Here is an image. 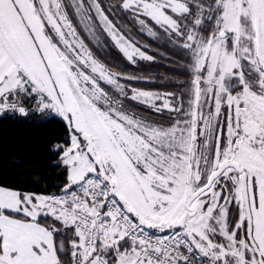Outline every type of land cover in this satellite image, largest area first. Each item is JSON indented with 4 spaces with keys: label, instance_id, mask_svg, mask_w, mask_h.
I'll use <instances>...</instances> for the list:
<instances>
[{
    "label": "snow or ice",
    "instance_id": "obj_1",
    "mask_svg": "<svg viewBox=\"0 0 264 264\" xmlns=\"http://www.w3.org/2000/svg\"><path fill=\"white\" fill-rule=\"evenodd\" d=\"M72 7L98 46L93 10L131 63L152 59L98 0ZM120 7L142 31L156 36L150 21L185 50L187 109L183 96L179 107L168 99L175 93L129 97L62 0H0V117L59 122L66 135L53 150L67 172L60 196L0 186V264H67L62 228L72 229L71 264H189L183 249L207 264H264V0ZM124 98L177 115L147 121Z\"/></svg>",
    "mask_w": 264,
    "mask_h": 264
},
{
    "label": "trees",
    "instance_id": "obj_2",
    "mask_svg": "<svg viewBox=\"0 0 264 264\" xmlns=\"http://www.w3.org/2000/svg\"><path fill=\"white\" fill-rule=\"evenodd\" d=\"M62 2L69 19L93 54L109 68L121 73L123 77H135L120 79L129 97L132 89L160 93H186L189 97L188 92L185 91V88L190 87L191 80V74L185 63L189 58L185 50L178 44H173L172 39L159 27L152 25L155 28V37L134 32L142 44L138 47L152 59L135 58L136 62L131 63L119 49L108 43L107 38L100 40L99 46L89 39L75 15L72 1L62 0ZM98 2L116 28L121 26L131 28L134 14L120 7L121 0H98ZM203 2L208 3V0ZM85 3L87 4V0ZM91 16L96 25V31L100 35L105 34L96 19L94 10ZM124 104L134 111L142 112V114L145 112L130 98H124ZM65 135V129L59 122L43 120L39 114H32L29 117L6 114L0 117V186H6L21 193L44 196L63 192L67 184V172L60 163V157L53 150V146L63 141ZM233 215L234 213L230 211V220ZM235 215L238 216V213ZM64 232L68 235L64 236ZM58 238L65 240L68 248L65 259L67 264H71V245L68 241L74 238L72 229L62 228Z\"/></svg>",
    "mask_w": 264,
    "mask_h": 264
},
{
    "label": "rangeland",
    "instance_id": "obj_3",
    "mask_svg": "<svg viewBox=\"0 0 264 264\" xmlns=\"http://www.w3.org/2000/svg\"><path fill=\"white\" fill-rule=\"evenodd\" d=\"M72 1V0H71ZM192 11H193V14H195V12H196V8H195V6L193 5L192 6ZM177 19H180L179 17H177ZM132 26H130L131 28H129V27H127V26H121V27H119V28H117V29H119L120 30V32H122L125 36H126V38H128L135 46L137 45V47H138V45H140V46H142V44L140 43V41L136 38V36H135V33L134 32H136V33H141V34H145V35H147V36H150L148 33H147V31L146 30H144V31H142L141 30V25L139 24V22H138V19L137 18H132ZM185 21H183V20H181V24L183 25V23H184ZM187 23L188 24H192V18L191 17H189L188 18V20H187ZM149 24H150V26L152 27V25H154L152 22H150L149 21ZM156 26V25H155ZM157 28L159 27V26H156ZM135 30V31H133V29ZM155 28H153V30H154ZM162 31H164L163 29H161ZM155 31V30H154ZM165 32V31H164ZM98 33V32H97ZM166 33V35H168V33L167 32H165ZM98 35H99V37H100V40H105V38H107L108 39V43H110L113 47L115 46L113 43H112V41L110 40V38L107 36V34L105 33V34H102L101 33V35L98 33ZM169 36V35H168ZM173 36H174V34H173ZM150 37H153V36H150ZM126 58V57H125ZM136 58H139V57H136ZM140 59V58H139ZM138 59V60H139ZM142 60H144V59H142ZM112 71H114L112 68H110ZM120 79H123V76H121V78ZM106 87V86H105ZM140 91H144V90H140ZM147 92H151V93H153V94H163V93H160V92H154V91H147ZM167 93H169V92H167ZM171 93V92H170ZM130 94V96H131V94H132V90H131V92L129 93ZM181 96H183L184 97V100H183V105H184V108L185 109H187L188 107H189V105H188V99H189V97H188V95L186 94V93H177L176 95H175V97H168V99L170 100V101H172L177 107H179L180 106V103H181V101H180V99H179V97H181ZM134 103H136V105H138V106H140L141 108H143L144 110H145V112L142 114V112L140 113V112H138V111H134V110H132V109H129L127 106H125L126 108H128V110L130 111V112H134L137 116H142L145 120H147V121H154V122H156V123H158V124H164V125H167V124H169V123H171L172 121H173V118L177 115V113H171V112H169L167 109H162L161 110V112H156V111H154L153 110V108H151L150 106H148V105H146V104H144V103H140L139 101H137V100H132ZM24 102H25V104H28V105H30L31 103H32V101H29L27 98H25V100H24ZM155 103L157 104V105H160V104H162V101L161 100H157V101H155ZM205 112H207V108H205ZM10 115V114H9ZM16 116H19V115H16ZM19 117H21V116H19ZM181 118H183V117H181ZM225 131H226V129H225ZM234 206V205H233ZM235 207V206H234ZM230 219V218H229Z\"/></svg>",
    "mask_w": 264,
    "mask_h": 264
},
{
    "label": "built area",
    "instance_id": "obj_4",
    "mask_svg": "<svg viewBox=\"0 0 264 264\" xmlns=\"http://www.w3.org/2000/svg\"><path fill=\"white\" fill-rule=\"evenodd\" d=\"M60 195H63V192L50 196H60ZM182 251L184 252L185 255L189 256V264H200L201 259L204 260V264H207L206 258L199 257L198 252L194 251L193 253L189 254L186 249H183ZM181 264H183V262H181Z\"/></svg>",
    "mask_w": 264,
    "mask_h": 264
}]
</instances>
